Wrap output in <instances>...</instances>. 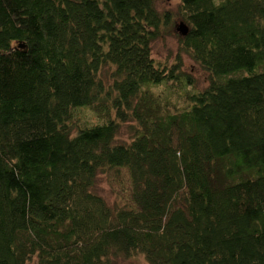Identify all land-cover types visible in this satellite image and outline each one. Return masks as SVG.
<instances>
[{
    "label": "trees",
    "instance_id": "obj_1",
    "mask_svg": "<svg viewBox=\"0 0 264 264\" xmlns=\"http://www.w3.org/2000/svg\"><path fill=\"white\" fill-rule=\"evenodd\" d=\"M179 1L167 64L155 0H0V264H264V0Z\"/></svg>",
    "mask_w": 264,
    "mask_h": 264
},
{
    "label": "rangeland",
    "instance_id": "obj_2",
    "mask_svg": "<svg viewBox=\"0 0 264 264\" xmlns=\"http://www.w3.org/2000/svg\"><path fill=\"white\" fill-rule=\"evenodd\" d=\"M179 0H155L156 8L159 11L169 10L174 14V21L168 27V32L155 39L151 45V55L157 62L170 64L178 52V36L177 24L182 21L175 13L177 12ZM182 69L191 74L194 78V86L189 87V90L199 91L208 83V73L188 55L182 54ZM166 87V86H165ZM164 86L157 87L156 90H163ZM168 92L166 93V95ZM75 115L80 118V121H85L88 124L100 122L102 119L95 115L89 108L81 111H75ZM131 132L127 124H122L116 141L123 143L128 142ZM92 191L102 196L108 205L116 203L133 206L131 199V181L127 168H113L99 173L96 177ZM35 264V259L31 262ZM113 264H146L142 256H136L129 259H116Z\"/></svg>",
    "mask_w": 264,
    "mask_h": 264
},
{
    "label": "water",
    "instance_id": "obj_3",
    "mask_svg": "<svg viewBox=\"0 0 264 264\" xmlns=\"http://www.w3.org/2000/svg\"><path fill=\"white\" fill-rule=\"evenodd\" d=\"M176 30L180 35H185L188 32V27L180 21L176 26Z\"/></svg>",
    "mask_w": 264,
    "mask_h": 264
}]
</instances>
